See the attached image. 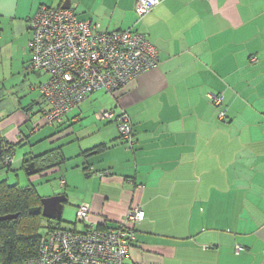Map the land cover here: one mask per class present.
<instances>
[{
    "label": "crops",
    "instance_id": "obj_1",
    "mask_svg": "<svg viewBox=\"0 0 264 264\" xmlns=\"http://www.w3.org/2000/svg\"><path fill=\"white\" fill-rule=\"evenodd\" d=\"M66 1L100 31L144 35L158 57L117 95L98 96L105 101L98 111L129 117L131 150L116 123L96 120L95 112L96 123L73 138L92 175L76 209L87 204L94 226L115 228L141 206L130 249L135 264H264V0H161L140 18L136 0H0V65L23 69L30 19L41 6ZM39 86L32 90L43 103ZM27 95L14 100V112L0 109L2 144L22 141L19 114L29 121L39 105ZM214 95L222 96L220 107ZM81 104L54 141L87 118ZM58 148L63 162L50 171L67 160Z\"/></svg>",
    "mask_w": 264,
    "mask_h": 264
},
{
    "label": "built area",
    "instance_id": "obj_2",
    "mask_svg": "<svg viewBox=\"0 0 264 264\" xmlns=\"http://www.w3.org/2000/svg\"><path fill=\"white\" fill-rule=\"evenodd\" d=\"M160 2L136 0L134 12L140 18ZM30 30L28 69L48 76L38 87L45 104L41 117L46 125L63 124L67 114L94 93L117 95L157 66V51L144 35L132 30L100 31L70 8L41 6L30 20ZM222 99L210 96L217 107L222 105ZM219 117L223 119L225 111L221 110ZM95 119L114 121L122 145L132 149L133 126L123 111L101 110ZM38 129L34 127L32 133ZM13 153V146L2 144V166L11 165ZM64 184V180L59 181V187ZM91 213L87 204L77 207L75 223L84 225L80 231L47 228L46 234L39 238L37 255L26 264H135L130 260V249L135 225L144 219L141 206L131 208L125 221L115 228L94 226Z\"/></svg>",
    "mask_w": 264,
    "mask_h": 264
},
{
    "label": "rangeland",
    "instance_id": "obj_3",
    "mask_svg": "<svg viewBox=\"0 0 264 264\" xmlns=\"http://www.w3.org/2000/svg\"><path fill=\"white\" fill-rule=\"evenodd\" d=\"M27 67V63L24 64L23 69H21L16 63H13L12 65L9 63L5 67L0 65V109H4V114L7 111L14 112L16 106L14 100H18L19 97L26 93H28L27 96L34 93L35 95L32 99L36 97L33 101L39 103V105L33 107L32 112L35 114L29 121H26V117L23 113L19 114L22 115L21 118L22 121H24V123L18 127L22 141L13 145L14 153L11 165L9 167L5 166L0 168V182L4 181L8 185H14L19 188L32 185L41 199L57 195H65L67 197V202L63 205L60 228L76 229L77 231H80L84 228V225L75 223L76 206L81 202L79 199L83 197L85 187L91 188L89 177H92V175L86 171L89 173V176H87L85 171H83V162L81 158L77 157L79 154L77 149L80 141L73 138L82 134L85 127L88 128L91 126L90 124L96 123L93 120L94 114L92 113H98L99 111L96 108L99 105L105 104V101H101L98 96L107 95L110 98V95L103 91H99L91 95L84 103H82L79 108H82L83 106L87 108V113L85 115L87 118H81V121L78 124L73 125L71 127L72 134L69 136H66L65 134L62 135L59 140L54 141L55 137L53 138L50 136L55 134L57 129L60 128L58 125H41L37 132L31 134L33 127L42 123L40 112L45 107L44 103L40 101V98L38 99L37 90L32 89L39 86V84L45 83L47 81V75L33 73L28 70ZM24 102L26 103L25 100H23V103ZM21 106H24V104ZM13 115H16V113ZM86 121H88V123H86ZM3 124V118L0 117V126ZM58 147L63 150L64 155L67 157V160L61 165L59 171L55 172L54 170H48L46 172L42 171L43 173L41 172L31 175L26 173V167H23L24 159L25 161H28L32 157ZM67 178H69L71 184L67 182ZM60 179H65L64 181L66 182V185L64 189L59 187ZM52 222H54V220H52ZM48 223V219H41L39 228L40 236L46 234Z\"/></svg>",
    "mask_w": 264,
    "mask_h": 264
},
{
    "label": "trees",
    "instance_id": "obj_4",
    "mask_svg": "<svg viewBox=\"0 0 264 264\" xmlns=\"http://www.w3.org/2000/svg\"><path fill=\"white\" fill-rule=\"evenodd\" d=\"M62 162L60 149L56 148L32 157L28 161L24 159L23 167L32 163L34 164L32 174H38ZM40 202L41 198L32 185L19 188L8 185L4 181L0 182V217L17 215V218L13 220L0 221V264H26L29 259L37 255L39 228L41 219L44 217L30 215L28 211L30 208L39 206ZM48 222V229L60 228L61 218L54 222L50 219Z\"/></svg>",
    "mask_w": 264,
    "mask_h": 264
},
{
    "label": "water",
    "instance_id": "obj_5",
    "mask_svg": "<svg viewBox=\"0 0 264 264\" xmlns=\"http://www.w3.org/2000/svg\"><path fill=\"white\" fill-rule=\"evenodd\" d=\"M62 8L64 9H68V1L64 2V4L62 5ZM2 153V140H1V135H0V156ZM3 166L0 165V168H2ZM34 169V164H29L26 168L25 171L28 175L32 174V171ZM64 196L62 195H57V196H52L49 198H43L41 199V204L39 206L33 207L29 209V214L30 215H41L44 218L48 219V220H59L61 218L62 215V209H63V205H64ZM17 218V215H7V216H3L0 217V221H4V220H13Z\"/></svg>",
    "mask_w": 264,
    "mask_h": 264
}]
</instances>
